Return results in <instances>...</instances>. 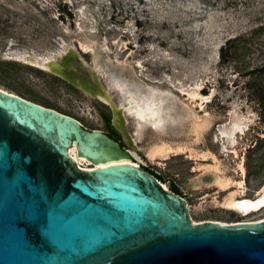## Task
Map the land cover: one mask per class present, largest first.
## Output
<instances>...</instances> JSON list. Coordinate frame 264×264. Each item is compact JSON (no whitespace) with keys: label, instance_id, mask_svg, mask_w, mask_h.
Instances as JSON below:
<instances>
[{"label":"rangeland","instance_id":"1","mask_svg":"<svg viewBox=\"0 0 264 264\" xmlns=\"http://www.w3.org/2000/svg\"><path fill=\"white\" fill-rule=\"evenodd\" d=\"M65 43L97 68L117 104L127 106L128 93L158 99V125L125 111L136 144L127 147L168 188L178 185L193 221L264 217V205L241 214L223 203L264 184V0H0V85L114 133L105 103L14 56H49ZM192 90L206 99L191 102ZM204 117L196 139L193 121ZM161 142L186 149L150 161ZM213 156L229 188L216 186Z\"/></svg>","mask_w":264,"mask_h":264},{"label":"water","instance_id":"2","mask_svg":"<svg viewBox=\"0 0 264 264\" xmlns=\"http://www.w3.org/2000/svg\"><path fill=\"white\" fill-rule=\"evenodd\" d=\"M65 45L46 69L105 103L123 144L0 85V264H264V217L193 223L181 194L121 161H135L127 110Z\"/></svg>","mask_w":264,"mask_h":264},{"label":"bare ground","instance_id":"3","mask_svg":"<svg viewBox=\"0 0 264 264\" xmlns=\"http://www.w3.org/2000/svg\"><path fill=\"white\" fill-rule=\"evenodd\" d=\"M66 47L67 46L64 44L60 50H58L55 54L54 53L50 54L49 56L39 55V56H35V57H30L28 55H23L21 53H17V54L15 53L16 55L14 54V56H16L18 59H21V60L26 59V60H29L33 64L39 65L43 68H47L46 67L47 64H49V62L55 58V55L60 54L62 51H65ZM81 47L86 52H87V50L90 49L89 43H83L82 42ZM196 85L199 89L200 86H198V83H196ZM121 88H122V91L124 93H126L123 86ZM128 94H129L128 95L129 98H128L127 106L123 105V107L126 108L128 113H133L138 118H140L142 120L148 119V120L152 121L154 125H158L161 123V119L158 117V114H159V107H158L159 101H158V99H155V97L152 95H150L148 98H143V97L132 96L130 93H128ZM186 95H187V98L191 102L198 100V99L201 100V102H202L206 99L205 97L200 95L197 90L187 91ZM207 125H208V118L207 117H204L201 120H194L193 121L192 131L195 133L196 139H198L199 135L202 133L203 129ZM234 127L237 128L236 125H234ZM185 149H186V147L183 145H180V144L176 145L173 148L168 143L161 142V143H157V144L152 145L147 151V156H148L150 161H153L155 159L165 158L169 154V152L172 150H174L176 152H184ZM71 155L78 162L83 164L84 166H86V167L91 166V164L88 161H86L83 157H79L76 154L75 148H74ZM213 159L215 160L214 161L215 165H213L211 168L216 173L215 174V180H214L216 186L219 188V190L229 188L231 186L232 180L230 179V177L220 173L221 169L219 167V164H218L215 156H213ZM121 161H127V162L133 163L134 165L141 166V163L139 161L138 162L132 161V160H121ZM239 166L243 171L244 170L243 164L240 163ZM161 184L165 188H168L166 184H164L162 182H161ZM236 184H237L238 188L242 187L241 181L236 182ZM236 192L237 191H231L228 194H226L225 197L223 198V203L225 205H227V207L232 208V209L236 210L237 212H240L241 214H245L251 210H255V209L264 205V184L262 185V187H260L258 189L257 194L252 198L238 197ZM187 206H188V203H187ZM188 210H189V206H188ZM192 221H193V219H192ZM195 222L196 221H193V223H195ZM219 222H221V221H219Z\"/></svg>","mask_w":264,"mask_h":264},{"label":"trees","instance_id":"4","mask_svg":"<svg viewBox=\"0 0 264 264\" xmlns=\"http://www.w3.org/2000/svg\"><path fill=\"white\" fill-rule=\"evenodd\" d=\"M103 114H104V116H105L106 119L109 118V116H108L106 113H103ZM107 122L109 123V120H107ZM109 126H110L111 129L114 131V133H112V134H113L114 136H117V132H116V130L112 127L111 123H109ZM145 169L148 170L149 172L153 173L158 179H160V181L163 180V179H162L163 176H162L160 173H158V172H156V171H154L153 169H150V168H145ZM170 188H171L172 190H174L175 192L181 194V190H180V188L178 187L177 184H175V183H171Z\"/></svg>","mask_w":264,"mask_h":264},{"label":"flooded vegetation","instance_id":"5","mask_svg":"<svg viewBox=\"0 0 264 264\" xmlns=\"http://www.w3.org/2000/svg\"><path fill=\"white\" fill-rule=\"evenodd\" d=\"M110 123H111V122H110ZM112 127H113V126H112ZM113 128H114V127H113ZM116 132H117V131H116ZM117 134H118L119 137H118V138H117L116 136H115V137H116V138H117V139L123 144V141H122V139H121L120 134H119L118 132H117ZM89 163H90V162H89Z\"/></svg>","mask_w":264,"mask_h":264}]
</instances>
